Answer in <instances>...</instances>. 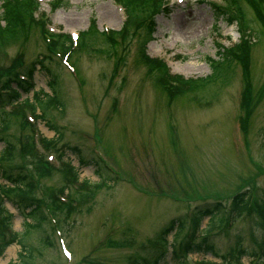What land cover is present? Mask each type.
Instances as JSON below:
<instances>
[{
  "label": "rangeland",
  "instance_id": "rangeland-1",
  "mask_svg": "<svg viewBox=\"0 0 264 264\" xmlns=\"http://www.w3.org/2000/svg\"><path fill=\"white\" fill-rule=\"evenodd\" d=\"M39 1L50 32L79 33L91 21L99 31L115 30L124 18L114 0H60L61 6L53 11L51 0ZM164 2L166 10L153 14L155 30L146 43L147 54L163 59L172 74L208 75L212 70L209 58L218 57L217 43L228 46L237 40L235 23L216 19L210 0ZM246 14L250 24L257 26L252 10ZM139 33L130 37L126 50L120 45L115 48L123 55L117 64L115 56L96 50L105 47L98 40L73 53L72 59L68 56L76 77L62 58L43 59L55 75L61 107L46 112V119L61 133L56 147L68 144L80 150L78 155L66 151L63 156L77 170L75 187L62 189L64 173L54 154L36 140H24L20 122L30 119V112H17L15 106L3 109L6 116L0 122L6 128L0 130V137L15 145L8 165L34 178L35 198L46 223L30 230L23 243L9 244L0 254V264L17 262L24 245L31 251L26 264H127L133 255L148 253L169 221L192 207L219 199L228 208L229 195L249 187L254 201L264 197L263 35L257 38L252 31L256 41L251 44L248 74L242 70L247 63L231 60L227 73H217L216 80L198 92L166 98L154 80L156 75L136 56L143 31ZM26 36L0 51V64L6 66L18 54L27 61L42 55L38 30L30 28ZM33 80L35 91L50 93L43 70H35ZM31 95V91L21 92L19 99L31 101ZM36 124L38 135L55 137L43 119ZM81 156L87 163H80ZM90 157H95L96 165ZM81 181L102 182L89 201L82 196ZM0 183H4L1 178ZM4 205L13 214L12 230L22 233L23 222L29 218L11 203ZM207 222L208 217L203 218L200 227L204 229ZM253 222L246 215H233L228 227L223 223L222 232L213 237L218 253L225 254L239 235L240 245L247 250L240 264L257 262L251 257L253 251L258 264H264L255 243L262 232ZM187 224L177 240L190 227ZM44 231L50 238L43 245L37 240ZM175 231L165 237L168 251ZM195 261L226 264L212 253H190L186 264ZM162 264L176 263L168 252Z\"/></svg>",
  "mask_w": 264,
  "mask_h": 264
},
{
  "label": "trees",
  "instance_id": "trees-1",
  "mask_svg": "<svg viewBox=\"0 0 264 264\" xmlns=\"http://www.w3.org/2000/svg\"><path fill=\"white\" fill-rule=\"evenodd\" d=\"M116 1L123 6L125 12V20L120 29L99 31L94 21H91L88 28L80 34L78 50L86 49L88 46L91 47L90 44L98 40L101 45L105 46V49L96 48V50L106 56H110V54L111 56H115V63L117 64L119 60L122 61L123 55L117 54L115 48L120 45V49L126 50L130 37L134 34L139 35V31L142 30V42L141 45L136 47V56L140 62L146 65L149 73L156 75L154 79L158 82L159 88L162 90L160 91L167 98L174 96L176 93L191 94L198 92L206 84L213 83L216 80L217 73H227V66L231 60H237L238 63L242 62L244 65L247 63V66L243 67L242 70L247 69L248 74L251 44L254 43L250 37L253 34L252 31L254 35L256 33L255 37L258 38L259 34H262L264 37V0H219V2H213L212 12L215 18H223L228 24L236 22L241 33L240 38L238 42L231 46L218 47V57L216 59L209 58L212 70L208 75L183 78L177 74H170L166 64L162 60L150 57L144 52L143 43L147 39H150L155 28L153 14L162 9L166 10V8L162 7L164 0ZM37 9L38 2L36 0H0V51L8 44L21 40L24 37L26 38L30 28H36L38 36L41 39V21L33 15ZM249 9L253 12L257 26H252L250 19L246 17L247 10ZM44 32L45 30L42 31V37ZM70 48L71 44L68 41V37L57 35L51 37L49 42L44 40L42 55L20 66L17 71H14V66L17 60L22 59L21 54L11 58L6 66L0 64V109L4 103H16L21 92L28 93L32 91L31 101L24 99L22 104L30 106L29 108L33 117L43 119L45 125L53 129L58 135L57 139H59L60 132H58L56 126L49 118L46 119V112L49 111V108L58 109L61 107L54 87L55 75L44 64L43 59H51L54 53H64L69 51ZM110 49L113 51H110ZM35 70H43L48 76L47 82L50 93L33 90L32 78ZM3 75L4 78L2 79ZM20 104L16 106L17 112L21 111ZM36 108L40 111L38 114L35 113ZM5 116L6 114L1 111L0 121L4 120ZM0 125L2 133L4 128H6V123L0 122ZM32 127H34L33 123H28L26 120L20 122V128L24 131L23 138L24 140L27 139V142H31L32 139L35 140L36 138L34 134H31L35 132V129ZM0 140L3 143V148L0 151V177L8 182L7 185H0V254H2L8 244L12 242L23 243L29 231L42 227V224L45 225L46 220L44 212L35 198L36 192L31 177L24 170L8 165L14 157V143L4 136H1ZM38 142L43 148L57 150L55 148L56 141L53 138L39 136ZM59 148L60 152L58 155L61 156L65 150L77 155L80 153V150L76 146L62 145ZM33 149L35 150L34 147ZM79 161L81 164L87 163V160L83 159L82 156L79 157ZM65 166H67L63 171L65 184H61L62 189L69 187L70 182L74 183L77 180V170L68 163ZM100 183L89 184L83 181L82 186L84 187V191L82 192V196L86 197L89 201ZM61 188L59 192L62 191ZM5 200L15 206L25 218H29L27 222H23L22 226L24 229L22 233H17L11 229L13 214L4 207ZM228 208L231 214L235 216L246 215L254 220L253 224L256 226L255 228H260L259 230L262 232L261 238L257 242L263 246L264 197L254 201V198H250L247 190L240 191L230 197ZM223 213L224 206L220 201L206 202L195 206L188 216L189 222L187 225H190V227L187 229L186 235L177 244H172L171 250L168 251L166 235L175 227L177 230H182L187 221L185 214L172 218L153 241V246L150 247L151 250L145 254L133 255L128 264H162L168 252L171 260L176 264H186V256L191 252L201 254L212 253L221 257V254L214 247L213 237L219 234V232L221 233L219 229L222 226ZM205 217H208L206 227L203 230H199V225ZM215 229L218 231H215ZM235 237L234 244L222 255L226 261L233 260L239 262L240 258L247 254L246 248L240 245V236L235 235ZM49 238L50 235L48 232H45L36 240L44 245L49 243ZM156 243H158L157 246ZM19 253L20 259L17 262H8L7 264H26L31 257L29 246H21ZM254 254L255 251L251 255L254 257ZM198 264L210 263L200 261Z\"/></svg>",
  "mask_w": 264,
  "mask_h": 264
},
{
  "label": "bare ground",
  "instance_id": "bare-ground-1",
  "mask_svg": "<svg viewBox=\"0 0 264 264\" xmlns=\"http://www.w3.org/2000/svg\"><path fill=\"white\" fill-rule=\"evenodd\" d=\"M111 13L109 12V15H110ZM107 15H108V13H107Z\"/></svg>",
  "mask_w": 264,
  "mask_h": 264
}]
</instances>
